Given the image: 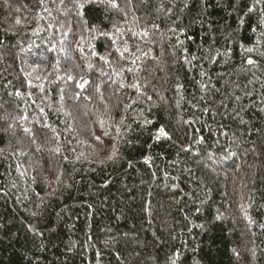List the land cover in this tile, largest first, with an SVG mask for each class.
<instances>
[{
    "label": "trees",
    "instance_id": "trees-1",
    "mask_svg": "<svg viewBox=\"0 0 264 264\" xmlns=\"http://www.w3.org/2000/svg\"><path fill=\"white\" fill-rule=\"evenodd\" d=\"M262 20L0 0V264H264Z\"/></svg>",
    "mask_w": 264,
    "mask_h": 264
},
{
    "label": "snow or ice",
    "instance_id": "snow-or-ice-1",
    "mask_svg": "<svg viewBox=\"0 0 264 264\" xmlns=\"http://www.w3.org/2000/svg\"><path fill=\"white\" fill-rule=\"evenodd\" d=\"M249 11H251V9H249ZM261 23L264 24V20H262ZM105 35H107V34H105ZM112 44H114V45L116 44V40H115V39L112 40ZM137 50L139 51V46H137ZM81 51H83V49H81ZM116 51L120 53V57H121V58H124L125 53H129V55H134V53H130V52H129V47H128V44H127L126 41L124 42L123 50H121L119 47H117V48H116ZM247 51H248V52H251V51H253V49H252V48H248ZM91 54H92L93 56H97V55H99V59H100V60H103L105 63H108V60H107V56H106V55H100V54L97 53L94 49L91 51ZM135 62H136L135 59H133V60L131 61V63H132L133 65L135 64ZM248 63H249V64H252V63H253L252 59H249V60H248ZM131 70H132V69H129V71H131ZM68 79L71 80V79H73V78H72L71 76H69ZM86 83H88V82H87V81H83L82 83H79L77 86H78L79 88L83 89V88H84V85H85ZM121 87H123V84H121ZM132 87L137 88V91L139 90V89H138V86L135 85V84L132 85ZM25 131H28V130L25 129ZM160 134H161V135L164 134V130H163V129H160ZM97 139L99 140V138H97ZM110 158H111V157H110Z\"/></svg>",
    "mask_w": 264,
    "mask_h": 264
}]
</instances>
